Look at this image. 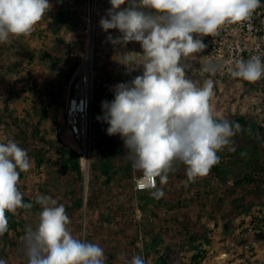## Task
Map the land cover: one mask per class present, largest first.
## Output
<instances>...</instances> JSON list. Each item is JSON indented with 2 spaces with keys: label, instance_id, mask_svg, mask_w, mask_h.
<instances>
[{
  "label": "rangeland",
  "instance_id": "374dc122",
  "mask_svg": "<svg viewBox=\"0 0 264 264\" xmlns=\"http://www.w3.org/2000/svg\"><path fill=\"white\" fill-rule=\"evenodd\" d=\"M49 2L51 10L30 35L0 44V142L14 139L27 150L32 167L21 172L18 187L24 201L33 203L31 210L7 213L0 260L26 264L20 237L38 222L36 197L49 195L65 206L74 236L103 248L105 264H126L134 255L146 264H264V237L258 236L264 235V78L247 82L231 76L237 61L264 59V0L249 20L202 37L207 47L189 61L190 79L214 83L216 118L244 129L233 137L236 150L219 152V163L194 182L177 163L167 184L158 182L160 199L151 191L135 192L134 178L141 174L119 135H107L108 125L97 120L106 100L102 83L142 74V66L130 70L119 62L127 52L142 54L140 44L110 43L108 34L120 33L104 32L99 21L111 5L96 0V94L86 170H79L57 129L70 82L88 55L92 0Z\"/></svg>",
  "mask_w": 264,
  "mask_h": 264
},
{
  "label": "clouds",
  "instance_id": "9594fccd",
  "mask_svg": "<svg viewBox=\"0 0 264 264\" xmlns=\"http://www.w3.org/2000/svg\"><path fill=\"white\" fill-rule=\"evenodd\" d=\"M109 3L100 27L106 33L119 31V36H107L113 45L140 44L142 54L127 52L119 62L130 70L142 66L143 72L113 86L114 99L101 102L103 114L97 120L108 125L107 135H119L123 141L133 169L141 174L137 187L160 199L164 192L157 181L167 184L177 163L186 166V175L194 182L219 163V152L236 150L233 137L244 129L238 122L216 118L211 104L214 83L208 79L198 85L190 79L189 61L207 47L202 37H215L224 25L249 20L261 7V0ZM51 8L49 0H0V44L30 35ZM231 76L247 82L264 78V59L253 55L237 61ZM31 167L27 150L14 139L0 142V236L9 228L7 213L33 208L18 187L21 172ZM35 203L41 208L38 222L27 226L20 237L26 264H105L99 244L72 234L63 204L49 195L37 196ZM0 264L6 262L0 260ZM126 264L146 261L134 255Z\"/></svg>",
  "mask_w": 264,
  "mask_h": 264
},
{
  "label": "built area",
  "instance_id": "2783aa9c",
  "mask_svg": "<svg viewBox=\"0 0 264 264\" xmlns=\"http://www.w3.org/2000/svg\"><path fill=\"white\" fill-rule=\"evenodd\" d=\"M95 81L93 62L92 64H83L77 70L68 88L62 113L63 121L57 129V135L63 145L79 156L83 171L86 170L84 159L88 155V140L90 142L92 134V115L96 94ZM116 84L118 83L111 81L102 83V93L107 101L114 99L112 89ZM137 178H134L135 192L150 191L138 188Z\"/></svg>",
  "mask_w": 264,
  "mask_h": 264
},
{
  "label": "bare ground",
  "instance_id": "6f19581e",
  "mask_svg": "<svg viewBox=\"0 0 264 264\" xmlns=\"http://www.w3.org/2000/svg\"><path fill=\"white\" fill-rule=\"evenodd\" d=\"M95 5H96V0H92L91 2V19H90V26H89V50H88V55L86 58V61L84 65L86 64H92L93 62V50H94V33H95ZM89 144V140H88ZM85 160V159H84ZM85 162V161H84ZM88 168V167H87Z\"/></svg>",
  "mask_w": 264,
  "mask_h": 264
},
{
  "label": "trees",
  "instance_id": "16d2710c",
  "mask_svg": "<svg viewBox=\"0 0 264 264\" xmlns=\"http://www.w3.org/2000/svg\"><path fill=\"white\" fill-rule=\"evenodd\" d=\"M65 148H67V147H65ZM68 149V148H67ZM69 151H71L70 149H68ZM72 153H73V158H74V160H75V162H76V166H77V169H81V167H80V158H79V156L78 155H76L73 151H71Z\"/></svg>",
  "mask_w": 264,
  "mask_h": 264
},
{
  "label": "flooded vegetation",
  "instance_id": "af4514ba",
  "mask_svg": "<svg viewBox=\"0 0 264 264\" xmlns=\"http://www.w3.org/2000/svg\"><path fill=\"white\" fill-rule=\"evenodd\" d=\"M258 236H260V237H264V235H262V234H258Z\"/></svg>",
  "mask_w": 264,
  "mask_h": 264
},
{
  "label": "crops",
  "instance_id": "0c3cea01",
  "mask_svg": "<svg viewBox=\"0 0 264 264\" xmlns=\"http://www.w3.org/2000/svg\"><path fill=\"white\" fill-rule=\"evenodd\" d=\"M142 193V192H141Z\"/></svg>",
  "mask_w": 264,
  "mask_h": 264
}]
</instances>
